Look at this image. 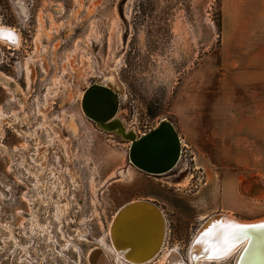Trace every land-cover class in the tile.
I'll return each instance as SVG.
<instances>
[{
	"label": "rangeland",
	"instance_id": "374dc122",
	"mask_svg": "<svg viewBox=\"0 0 264 264\" xmlns=\"http://www.w3.org/2000/svg\"><path fill=\"white\" fill-rule=\"evenodd\" d=\"M221 21L220 0H0V26L22 37L18 49L0 42V172L42 169L44 158L50 169L62 170L70 236L62 244H72L64 251L51 237L58 256L91 264L90 252L99 247L91 235L107 232L100 242L110 246L114 216L137 200L156 204L168 222L164 251L151 264H163L175 249L188 261L194 236L216 214L264 219V81L251 79L246 66L225 62ZM100 75H114L123 88L117 116L127 130L143 135L163 119L174 124L182 141L175 168L143 172L129 160L130 142L86 116L82 96ZM61 152L68 155L65 165ZM14 195H0V222L18 232L34 258L63 264L40 229L32 240L37 214ZM54 205L48 218L57 235ZM3 241L0 262L14 249ZM21 252L9 263L35 261L27 253L22 261ZM101 254L110 264L108 253ZM113 256L111 264L117 263ZM70 258L66 264H76Z\"/></svg>",
	"mask_w": 264,
	"mask_h": 264
},
{
	"label": "bare ground",
	"instance_id": "6f19581e",
	"mask_svg": "<svg viewBox=\"0 0 264 264\" xmlns=\"http://www.w3.org/2000/svg\"><path fill=\"white\" fill-rule=\"evenodd\" d=\"M0 29L3 30L0 32V42L18 49L22 37L17 30L6 26H0ZM96 83L111 88L120 97L123 94V88L114 75L112 80H107L100 75ZM120 120L126 127L125 122L121 118ZM132 130L136 132L135 129ZM4 191L5 189L0 185V194L6 196ZM229 226L245 228L242 238L230 241L229 246L222 249V259L209 260L207 256L220 245L213 240L206 239L204 234L212 231H227ZM167 236L168 222L164 212L152 202L137 200L123 206L114 216L108 229L110 246L104 245L108 252L115 256L118 264H151L164 251ZM197 240L200 241L199 244L196 243ZM209 248L211 250L206 252L205 249ZM102 251L105 252L99 247L94 248L90 252L89 262L104 264L106 260L101 254ZM163 258V264L222 263L230 259H234V264H264V219L250 222L237 219L229 213L216 214L206 220L194 236L188 261L183 260L176 249ZM29 261L31 264L34 262Z\"/></svg>",
	"mask_w": 264,
	"mask_h": 264
},
{
	"label": "flooded vegetation",
	"instance_id": "af4514ba",
	"mask_svg": "<svg viewBox=\"0 0 264 264\" xmlns=\"http://www.w3.org/2000/svg\"><path fill=\"white\" fill-rule=\"evenodd\" d=\"M9 48L10 49H16V48L11 47V46H9ZM71 149H72V144L69 143V150H71ZM66 155H67V153L65 154V153L61 152L60 158H62V165L66 164V160H67ZM34 159H37V157H34ZM31 161L35 162L32 158H31ZM43 162L46 165V167H43L42 169H36V168L12 169L10 171L9 175H6V174L0 172V183H1L0 185L3 186L5 191H7L6 196H2L1 194L0 195L4 198L5 197L8 198L10 193H15L14 196L16 199H18V202L23 201L26 204L25 206L28 210H30V208H31L34 211V213L37 214L38 218H32L31 220H33V219L34 220L30 222L31 223L30 233L32 236V240L35 241L36 234H37L36 229H40V235H42L46 239V241L50 244V247L53 248L52 249V251H53L52 255L55 254L56 256H58L56 243L51 237H53L55 240H57L59 242V244L62 245L63 247L66 246V243L62 244V240L66 238V235L69 236L67 233L64 232V229H65L64 224L65 223L69 224V222L65 221L66 220L65 217L62 216V206H64L66 204L65 202H67L66 196L69 193V191H68L69 186L66 184L65 175L64 176L62 175V170L50 169L48 167L49 166V158H47V159L44 158ZM51 183H53V186L51 185ZM81 187L79 189H81ZM72 190H75L76 192L79 191L75 187H72ZM65 192L67 193L66 196H65ZM62 199H64L63 204H62ZM52 200H54V202H55V205L53 208L60 210L58 217L56 216L57 218L56 217L53 218V221H56L57 223H59L58 228L56 229L57 235L54 234V229L52 226L53 223H52L51 219L48 218L49 210L51 209L50 207H51ZM77 203L75 202V204H77ZM28 210L26 211L27 214L30 213ZM45 214H46V216H45ZM39 218H42V221L45 220L44 221L45 223L42 224V222L40 221ZM34 221L36 222V224L34 223ZM75 221H76V219H75ZM43 227L48 228L49 232L44 231ZM4 230L9 232V236L2 238L1 232H3ZM24 230H25V233H28L27 230L25 229V227H24ZM14 233H15V230L12 227H9L8 224H4V223L0 222V254L2 253L1 251H3V245H2L4 242L3 239L11 240V243L14 245V249L11 250L12 252L10 254V257L7 259H4L2 262H0V264H12V263H9L8 260L11 259V256H13L15 254V252L17 253L18 249H20L22 251L19 255L20 256L19 258H21L22 261L27 262L23 257V255L25 253H27L28 255H30L35 260L33 263L45 264L47 259L46 260L43 259L42 261H39L38 259L34 258L30 252L31 247L21 243L19 237H17V235H16V233L18 234L17 231L15 234ZM90 235L91 234H89V236ZM85 237L86 238H84V235H83V238L81 240H86V241L91 240L90 237L88 238L87 235ZM91 238L94 241H96V243H97V245H95L93 247L99 246V247L103 248L108 253L109 262L111 264L110 255H112V254H110L108 252V249L100 242V240L102 238L104 240H107V232H106V236H104V237L97 238V237H94L92 234ZM72 239L73 238L71 237V240ZM1 242H2V244H1ZM70 244H72V243H70ZM68 246L64 247V251L65 250L69 251ZM93 247H91L90 250ZM75 251L78 252L79 255H81V249L80 248L76 247ZM89 251H88V253H89ZM88 253H87V255H88ZM66 256L67 257L62 256L65 259L63 264H66V262H68V258H70V256H68V254H66ZM58 257L62 260V257H60V256H58ZM70 260H71V258H70ZM71 261L78 264L74 260H71ZM27 263L31 264L29 262H27ZM114 264H117L115 262V259H114Z\"/></svg>",
	"mask_w": 264,
	"mask_h": 264
},
{
	"label": "water",
	"instance_id": "95a60500",
	"mask_svg": "<svg viewBox=\"0 0 264 264\" xmlns=\"http://www.w3.org/2000/svg\"><path fill=\"white\" fill-rule=\"evenodd\" d=\"M81 106L86 116L100 129L130 142L129 160L143 172L162 175L178 164L182 142L170 120H161L154 129L143 135H138L132 129L127 130L117 116L120 107L119 94L96 82L85 89Z\"/></svg>",
	"mask_w": 264,
	"mask_h": 264
},
{
	"label": "crops",
	"instance_id": "0c3cea01",
	"mask_svg": "<svg viewBox=\"0 0 264 264\" xmlns=\"http://www.w3.org/2000/svg\"><path fill=\"white\" fill-rule=\"evenodd\" d=\"M220 2L226 38L221 53L225 62L246 66L251 79L264 81V0Z\"/></svg>",
	"mask_w": 264,
	"mask_h": 264
},
{
	"label": "snow or ice",
	"instance_id": "6c2138e0",
	"mask_svg": "<svg viewBox=\"0 0 264 264\" xmlns=\"http://www.w3.org/2000/svg\"><path fill=\"white\" fill-rule=\"evenodd\" d=\"M3 30L0 29V32ZM11 35V33H9ZM245 232V228L240 226H229L227 231L221 230L220 232L212 231L205 233V238L213 240L217 242L220 247L216 248L214 252L207 256L209 260L216 261L222 259L223 256L221 255L222 249L227 248L229 246L230 241L242 238ZM196 243H200L199 240ZM211 249H205L206 252H209Z\"/></svg>",
	"mask_w": 264,
	"mask_h": 264
},
{
	"label": "trees",
	"instance_id": "16d2710c",
	"mask_svg": "<svg viewBox=\"0 0 264 264\" xmlns=\"http://www.w3.org/2000/svg\"><path fill=\"white\" fill-rule=\"evenodd\" d=\"M220 26H221V24H220Z\"/></svg>",
	"mask_w": 264,
	"mask_h": 264
}]
</instances>
